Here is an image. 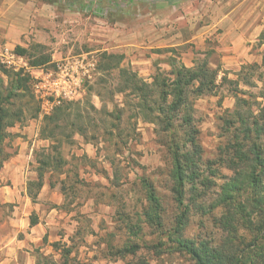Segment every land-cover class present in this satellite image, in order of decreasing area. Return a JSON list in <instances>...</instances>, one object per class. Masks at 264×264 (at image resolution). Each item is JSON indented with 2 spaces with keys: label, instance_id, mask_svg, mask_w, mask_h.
Listing matches in <instances>:
<instances>
[{
  "label": "crops",
  "instance_id": "obj_1",
  "mask_svg": "<svg viewBox=\"0 0 264 264\" xmlns=\"http://www.w3.org/2000/svg\"><path fill=\"white\" fill-rule=\"evenodd\" d=\"M65 1L0 0V36L30 53L46 46L52 61L95 52L98 72L104 58L116 65H107V71L128 68L148 83L158 72L169 74L178 65L192 68L203 59L218 70L220 83L224 76H239L244 64L264 58V0ZM0 81L8 82L1 69ZM233 104L216 92L199 96L194 106L214 121L219 109ZM42 120L39 113L10 128L12 154L0 169V204L7 205L0 215V264H37L38 251L55 254L52 243L61 239L62 219L73 215L62 208L64 174L52 177L48 170L35 201L28 193V183L38 179L36 144L52 142L40 136ZM74 139L88 157L97 154L87 133L76 132ZM96 203L92 197L86 205ZM32 215L38 219L33 225Z\"/></svg>",
  "mask_w": 264,
  "mask_h": 264
},
{
  "label": "trees",
  "instance_id": "obj_2",
  "mask_svg": "<svg viewBox=\"0 0 264 264\" xmlns=\"http://www.w3.org/2000/svg\"><path fill=\"white\" fill-rule=\"evenodd\" d=\"M16 51L25 55L32 66L53 63L51 54H33L19 45ZM104 57L113 58L114 55L105 53ZM113 62L111 60L108 66H116H112ZM258 65L252 63L250 66ZM3 72L8 76V82L0 81V169L12 154L6 150V142L14 136L10 128L23 122L25 115L16 100L32 90L29 74L5 67ZM120 72L127 82L126 87L137 96L139 108L157 112L155 120L161 125L165 137L163 144L171 155L170 191L175 210L169 212L153 181L142 176L140 180L147 203L137 212L142 217L139 216L136 223L132 224L129 215L126 223L128 232L137 241L126 239L123 245L113 247L112 251L124 259L131 255L124 264H151V259L145 254L147 249V252L152 249L156 254L165 251L182 254L187 257L188 264H264V107L256 113L250 102L234 89L236 103L233 109H227L229 117L221 128L226 141L219 146L216 159L205 160L201 130L195 118V100L199 96L216 93L218 86L228 77L224 76L218 83V70L211 68L207 59L192 68L175 66L166 75L158 72L152 83L131 69L123 68ZM153 88L159 93L154 104L150 101L155 92ZM69 102L72 101L63 102L43 117L42 138L53 141V130L61 126L59 120L68 108L65 103ZM75 131L85 133L82 127ZM42 152L43 158L37 159L38 179L28 183V193L34 201L48 170L52 171V177L64 174L60 180L64 194L67 181L73 174L76 176L73 169L66 167L67 162L59 154L57 146L44 147ZM213 163L218 166L214 167ZM220 168H226L230 174L222 175ZM219 178L223 180L221 183L217 181ZM65 205L66 202L62 208L69 210ZM195 215L200 217L198 224L202 228L208 229L205 219H209L215 231L187 236ZM37 220L32 215L31 224ZM145 227L153 229L159 237L151 246L144 241L140 243ZM216 233L220 234L219 237ZM69 240L70 243L63 239L52 243L54 251L59 254L57 260L54 254L38 251L37 264L69 263L74 258L71 256L76 246L73 236Z\"/></svg>",
  "mask_w": 264,
  "mask_h": 264
},
{
  "label": "rangeland",
  "instance_id": "obj_3",
  "mask_svg": "<svg viewBox=\"0 0 264 264\" xmlns=\"http://www.w3.org/2000/svg\"><path fill=\"white\" fill-rule=\"evenodd\" d=\"M82 1L86 4L90 0ZM86 13H89L88 10ZM31 53L51 54V50L46 46H36L31 49ZM108 63L110 61L103 58L100 71L92 81L87 82L82 96L65 103L68 108L59 120L61 126L53 130L54 142L50 139L52 142L49 146L36 144L35 147L36 158L40 159L43 158L44 147L57 146L59 154L67 162L66 167L76 173V176L73 174L71 180L67 181L65 192V207L72 210L73 215L70 218L64 217V225L58 230L63 241L70 243L69 237L73 236L76 242L71 256L74 258L67 264H124V261L130 259L131 255H127L125 259L121 258L112 248L123 245L129 238L137 241L128 232L126 223L127 215L132 224L136 223L139 216L142 217L137 212L147 203L140 180L142 176L153 181L169 212L173 213L175 210L170 191L171 155L163 144L165 137L161 132V125L155 120L157 112L140 109L137 96L126 87L124 75H121L118 69L107 71ZM251 64H244L238 73L239 76L227 78L218 86L216 92L222 96V100L227 97L232 101L233 109L236 103L233 90L237 89L238 95L246 98L252 109L259 113V109L264 107V58L258 66L251 67ZM0 69L3 71L1 64ZM5 79L8 80L6 74ZM153 89L155 92L150 99L152 104L155 99H159L157 89ZM16 101L25 111L23 123L38 116L40 105L33 90L26 92L25 96ZM204 116L203 110L195 108V118L201 130L204 159L214 160L218 156L219 146L226 141L221 128L229 114L227 108L222 107L215 113L214 121L212 116ZM143 120L154 124L144 125ZM210 121L213 123H209ZM43 125L44 123L41 124L40 130ZM78 127H82L92 144L98 146L96 155L88 157L78 150L74 139ZM143 130L146 136L142 133ZM6 145V150L11 152V142H6ZM51 152L55 153L54 150ZM216 166L218 164H214V167ZM219 171L222 175L230 174L226 168H220ZM77 180L81 182H73ZM217 181L221 183L223 180L219 178ZM92 197L99 203L86 205ZM6 207L7 205L0 204V215L7 211ZM199 220V216L192 217L187 236H195L197 232L207 234V231H215L209 219H205V227L208 229L202 228L198 224ZM144 232L141 244L144 241L148 243L146 245L151 246L159 240L153 229L145 227ZM219 235L216 233V237ZM147 250L145 254L151 259V264L189 263L187 257L182 254L169 251L156 254L152 249H149V252ZM58 258L59 254L55 253L54 259Z\"/></svg>",
  "mask_w": 264,
  "mask_h": 264
},
{
  "label": "built area",
  "instance_id": "obj_4",
  "mask_svg": "<svg viewBox=\"0 0 264 264\" xmlns=\"http://www.w3.org/2000/svg\"><path fill=\"white\" fill-rule=\"evenodd\" d=\"M52 64L32 66L28 58L16 51L0 36V64L10 70L29 74L32 90L46 116L63 102L74 101L85 92L86 84L97 72L99 57L95 52L70 54Z\"/></svg>",
  "mask_w": 264,
  "mask_h": 264
}]
</instances>
